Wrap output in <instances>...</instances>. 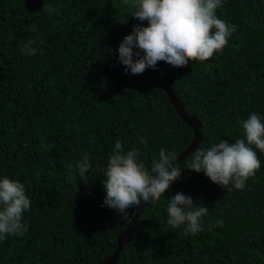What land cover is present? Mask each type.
I'll list each match as a JSON object with an SVG mask.
<instances>
[{
	"label": "trees",
	"instance_id": "trees-1",
	"mask_svg": "<svg viewBox=\"0 0 264 264\" xmlns=\"http://www.w3.org/2000/svg\"><path fill=\"white\" fill-rule=\"evenodd\" d=\"M133 3L0 0V179L22 182L31 201L22 217L28 231L0 241V264H99L137 208L125 218L101 206L116 141L124 152L138 149L148 168L161 148L179 154L192 141L159 79L165 62L134 75L119 60L133 25L148 23L131 16ZM216 14L236 25L223 52L167 70L169 86L201 121L202 139L178 162L181 178L145 202L115 264H264V152L252 146L261 167L243 190L187 168L197 148L245 138L241 121L252 112L264 118V0H222ZM29 38L37 39L34 56L21 52ZM84 155L87 183L76 168ZM178 192L209 209L195 235L167 224ZM218 219L224 226L209 230Z\"/></svg>",
	"mask_w": 264,
	"mask_h": 264
},
{
	"label": "clouds",
	"instance_id": "clouds-1",
	"mask_svg": "<svg viewBox=\"0 0 264 264\" xmlns=\"http://www.w3.org/2000/svg\"><path fill=\"white\" fill-rule=\"evenodd\" d=\"M131 6L135 8L131 16L148 22L146 26L142 23L133 25L132 32L118 47V57L125 66V72L130 71L134 75L142 74L147 68L158 70L160 61L178 68H184L189 61H206L214 54L222 53L236 32V25L218 18L216 14L222 0H134ZM44 11L51 14L57 9L46 5ZM31 30L36 31L35 25ZM36 44L37 39L29 38L21 48L22 54L36 55ZM241 127L245 138L236 139L234 143L222 139L207 149L197 148L187 168L203 172L213 183L227 190H230V184L235 189H245L246 182L254 178L261 167L252 146L264 152V118L252 112L241 121ZM140 143L146 145L147 139L141 137ZM139 156L138 149L124 152L117 140L103 182L106 196L101 206L112 208L125 218L130 207H139L142 200H159L172 182L181 178L182 168L175 163L179 157L176 152L161 148L159 158H153L150 168L138 159ZM68 168L71 169L72 165L69 164ZM76 168L79 179L87 183V173L91 168L89 157L84 155ZM67 179L75 180L76 176L70 172ZM30 206L31 201L22 182L7 176L0 179V241L11 235L23 236L28 231L22 217ZM135 212H130V219ZM208 214L206 206L194 203L191 196L182 192L169 197L167 224L173 228L184 225L185 235L202 231L203 218ZM217 225L223 227L224 221L209 222V230Z\"/></svg>",
	"mask_w": 264,
	"mask_h": 264
},
{
	"label": "water",
	"instance_id": "water-1",
	"mask_svg": "<svg viewBox=\"0 0 264 264\" xmlns=\"http://www.w3.org/2000/svg\"><path fill=\"white\" fill-rule=\"evenodd\" d=\"M170 67H174L169 65L168 63L162 64L159 70V79L161 81V84L166 91L169 100L174 105L176 111L178 114L182 117V119L194 130V136L192 141L178 154V160L175 163H178L182 160H184L199 144V142L202 139V130L201 127V121L194 115L188 113L180 98L176 95V93L172 90V88L169 86L167 82V70ZM146 201H141V204L139 207H137V211L135 214L131 216L130 221L128 222L127 226L124 230H122L117 237V243L113 250V252L106 256L99 264H115L122 248L132 240L134 235V230L137 228L138 223V216L140 212L142 211V206L145 204Z\"/></svg>",
	"mask_w": 264,
	"mask_h": 264
},
{
	"label": "rangeland",
	"instance_id": "rangeland-1",
	"mask_svg": "<svg viewBox=\"0 0 264 264\" xmlns=\"http://www.w3.org/2000/svg\"><path fill=\"white\" fill-rule=\"evenodd\" d=\"M136 211H137V209H136Z\"/></svg>",
	"mask_w": 264,
	"mask_h": 264
}]
</instances>
